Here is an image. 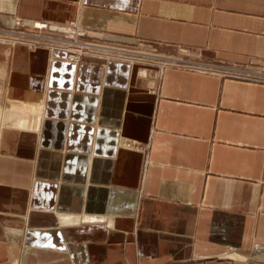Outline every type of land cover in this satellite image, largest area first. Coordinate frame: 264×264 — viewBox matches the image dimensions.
Segmentation results:
<instances>
[{"label":"crops","instance_id":"obj_1","mask_svg":"<svg viewBox=\"0 0 264 264\" xmlns=\"http://www.w3.org/2000/svg\"><path fill=\"white\" fill-rule=\"evenodd\" d=\"M42 21L123 49L8 50L0 264H264V0H0Z\"/></svg>","mask_w":264,"mask_h":264},{"label":"rangeland","instance_id":"obj_2","mask_svg":"<svg viewBox=\"0 0 264 264\" xmlns=\"http://www.w3.org/2000/svg\"><path fill=\"white\" fill-rule=\"evenodd\" d=\"M70 23L74 24L72 21L60 24H66L67 26L73 27ZM80 30L84 33V36L79 38H77L78 35L76 36L71 34H63L60 31L55 30H34L31 26L23 22H17V24H15L14 28L12 29L0 30V64H2V68L0 67V114L2 117H5L8 120L7 123L10 122L11 119L16 118V116L18 115L17 113H20L25 109L23 104L21 105L17 103V101L11 100L9 98V96L11 95L5 90L3 68L7 59V52L10 48L17 46L26 47L25 44H32L35 47L52 48L55 47V45L59 47L65 43L66 45H71L75 41L82 48V50L86 51L87 49L93 47L92 49L96 50L94 51V53L97 52V54H99L98 59L106 58L105 56H100L103 54L114 56L116 54H119L118 52H121V50L123 49L121 44H116L106 40L107 38L93 35L92 33L87 32L82 28H80ZM59 43H61V45H59ZM84 58L85 57H81L80 61L77 62L76 65L81 63L82 59ZM64 59L66 60L65 56Z\"/></svg>","mask_w":264,"mask_h":264},{"label":"built area","instance_id":"obj_3","mask_svg":"<svg viewBox=\"0 0 264 264\" xmlns=\"http://www.w3.org/2000/svg\"><path fill=\"white\" fill-rule=\"evenodd\" d=\"M41 23L43 24L42 29H37V28H32V29L38 30V31H47V30L60 31L59 29H54V30L49 29L50 23H48V22L42 21ZM61 25L67 26L66 24H61ZM71 25L73 27L67 26V27H69L75 31V33L71 34V35H76V36L78 35L77 38L84 36V33L80 30V27H78L76 25V23L71 24ZM47 26H48V28H47ZM60 32L63 34H66L63 31H60ZM59 45H61V43H59ZM65 45H66V43L62 44L59 47H57L56 45H55V47H52V46L51 47L54 50H58V51L63 52L64 56L66 57V60L71 62V63L76 64L77 62L80 61L81 57H84L86 55H91L92 57L96 56L94 53V51H96V50L92 49L93 47H91L85 51V50H82V48L75 41L71 45H66V46ZM76 48H78V49H76ZM96 57H98V56H96ZM223 74H225L226 76H229V77H233V78H239V79L251 80V81H260V78L256 77L257 75L254 72H252L251 70H247V69L246 70H238V71L229 70V72L223 71Z\"/></svg>","mask_w":264,"mask_h":264},{"label":"bare ground","instance_id":"obj_4","mask_svg":"<svg viewBox=\"0 0 264 264\" xmlns=\"http://www.w3.org/2000/svg\"><path fill=\"white\" fill-rule=\"evenodd\" d=\"M43 27V24H36L35 25V28L37 29H42ZM69 62V61H68ZM71 63V62H70ZM73 64V63H72ZM31 109V108H30ZM11 111V110H10ZM33 112V111H32ZM40 112V111H39ZM25 113V112H24ZM23 113V114H24ZM34 113V112H33ZM36 114V113H35ZM8 121L5 117H2L1 114H0V126H2L4 124V122Z\"/></svg>","mask_w":264,"mask_h":264}]
</instances>
